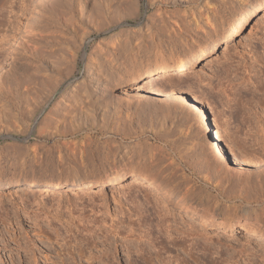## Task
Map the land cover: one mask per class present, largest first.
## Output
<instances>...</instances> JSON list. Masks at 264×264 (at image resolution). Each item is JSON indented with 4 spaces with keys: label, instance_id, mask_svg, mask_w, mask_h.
<instances>
[{
    "label": "rangeland",
    "instance_id": "374dc122",
    "mask_svg": "<svg viewBox=\"0 0 264 264\" xmlns=\"http://www.w3.org/2000/svg\"><path fill=\"white\" fill-rule=\"evenodd\" d=\"M53 1L20 0L25 15L18 12L13 30L0 26V180L109 181L0 189V264H264L256 238L264 235V149L256 157L251 149L264 148L254 117L264 111L260 8L230 53L206 63L211 45L231 40L244 3L60 0L50 8ZM7 15L0 0V21ZM189 57L197 62L186 72L172 67L156 80L164 65ZM180 73H188L183 83ZM172 90L196 96L219 138L247 163L241 174L227 173L228 156L211 166L217 153L199 112L169 97ZM131 169L152 175L166 197L114 180ZM169 202L212 227L189 225ZM245 220L219 234L220 225Z\"/></svg>",
    "mask_w": 264,
    "mask_h": 264
},
{
    "label": "bare ground",
    "instance_id": "6f19581e",
    "mask_svg": "<svg viewBox=\"0 0 264 264\" xmlns=\"http://www.w3.org/2000/svg\"><path fill=\"white\" fill-rule=\"evenodd\" d=\"M3 2V7L5 5V9H6V12L8 13L7 17H4L1 21H0V26H3V27H7L9 28V30H13L14 29V26H15V22H16V18H21V16L17 15L19 13H21L23 16L25 15L26 11L28 10V7L27 5H24V1L21 2V4L19 3L20 0H1ZM59 1L60 0H54L53 2L50 3V5H48L50 8H54V6H57L59 4ZM161 1V0H160ZM235 1V0H234ZM238 3H244L245 4V7H242L241 8V11L239 12L240 14V17L238 19V21L236 23H233L231 26H230V29H233L235 28L234 32L232 33V37H231V40H228L226 41V43L224 45H222L221 47H219V49H217L216 45H211L209 48L210 50L205 53L203 56V58L201 60L203 61H206V63H210L213 61V56L218 54H221V55H225L227 53H230V51L232 50V48L234 47L235 43H236V40L235 38L237 36H240L243 34L244 30L246 28L249 27V20L251 19L252 15L255 13L256 9L257 8H260V11H259V14H257L258 18L256 19V21H260V20H264V0H255L256 2V5L255 6H249L247 7V3L249 2L248 0H236ZM159 2V1H158ZM162 2V1H161ZM224 2V1H223ZM29 4H31L30 1H28ZM27 3V4H28ZM183 3V2H182ZM229 3V2H228ZM8 4V5H6ZM26 4V3H25ZM162 4V3H161ZM225 5H226V2H225ZM228 5V4H227ZM16 10V11H15ZM19 12V13H18ZM10 14V16H9ZM5 16V15H4ZM19 16V17H18ZM14 17V19L12 18ZM160 18V17H159ZM13 19V20H12ZM207 19V18H206ZM209 19V18H208ZM207 19V20H208ZM215 19V16L214 18ZM19 20V19H18ZM209 22V21H208ZM17 26V25H16ZM16 28V27H15ZM222 49V50H220ZM197 61L194 57H189V58H186V59H181L180 61H176V62H173L172 64H169V65H164V67H162L158 73V77L156 80H161L162 78L165 77L164 74L167 73V71L172 68V67H176L177 69H182L183 71L181 72H186L190 67H192L193 64H195ZM189 73V72H188ZM188 73H180L179 76L177 77V80L179 82H184L185 79H186V76ZM257 76V75H256ZM262 76V75H261ZM264 76V75H263ZM145 78H148V77H145ZM262 78V77H261ZM249 79V77H248ZM169 80L166 79V81ZM261 80V79H260ZM223 81V80H222ZM259 82V81H258ZM219 84V83H218ZM228 84V83H227ZM258 85V83H257ZM259 87L260 89H258V91H260L261 89L263 90L264 92V77L263 79L260 81L259 83ZM219 88V87H218ZM258 88V87H257ZM257 90V89H256ZM224 93L226 92L225 88H224ZM262 92V91H261ZM260 92V93H261ZM227 93V92H226ZM258 93V92H257ZM264 95V93H262ZM76 95V94H75ZM79 95V94H78ZM77 95V96H78ZM168 96L175 99V101L181 103V104H188V107L190 109H193L197 112H199V117H198V123L201 127H203V133H204V136H205V140L207 141V144H209L212 148L213 151H216L217 154H215L214 159L211 160V166L213 168H215V165L218 164V163H221L222 161L224 162V156H228L230 158V160L228 161L227 163V168L229 170H227V173H231L233 175V173H239L241 174L244 170H245V167L244 165H247V163L244 162V160H242L239 155L233 150L234 148L229 145V141L227 142V140H221L219 138V134L217 133V131H215V127L211 124L210 122V116H209V113L207 112L206 109L203 108V106L200 105L198 99L196 98V96H194L192 99L188 100L180 91L178 90H172L168 93ZM262 96V95H261ZM228 97V95H227ZM262 98L264 99V97L262 96ZM262 99V100H263ZM264 103V101H262ZM264 107V106H263ZM263 109V108H262ZM262 114V115H261ZM261 117H257L256 114L254 113V117H255V128H259L260 129V133H261V136L264 138V111H261ZM259 115V116H260ZM179 116V115H177ZM174 119V118H173ZM184 119V118H183ZM181 122V121H180ZM163 124V122H162ZM176 125V124H175ZM251 126V125H250ZM163 127V126H162ZM170 128V127H169ZM171 129V128H170ZM258 130V129H257ZM257 132V131H256ZM182 133H183V130H182ZM181 133V134H182ZM228 133V132H227ZM186 134V132L184 133ZM190 134V133H189ZM183 135V134H182ZM227 135V134H225ZM229 136H231L230 138H232V135L229 134ZM253 138V137H252ZM183 139V138H182ZM186 139V138H185ZM224 139V138H223ZM241 139V138H240ZM241 141V140H240ZM264 142V140H263ZM262 143V142H261ZM258 144V142H257ZM240 145V144H239ZM252 145V144H250ZM256 145V142L254 144L253 142V146ZM264 145V144H263ZM257 148L253 149V147H251L253 151V153H255L254 157L256 156H259L261 155L260 151H262L263 153V147L262 146H259L256 145ZM190 147V146H189ZM194 148V147H193ZM233 148V149H232ZM237 149V148H236ZM189 150V149H188ZM249 150V149H248ZM250 150V151H252ZM190 153V151L188 152ZM191 155V154H190ZM213 155V154H212ZM264 155V154H263ZM262 160H264L263 156H261ZM256 160L259 161V159L257 158H254ZM264 162V161H263ZM256 164V163H255ZM217 166V165H216ZM224 169H221L219 170V173L220 172H223ZM218 173V174H219ZM230 174V175H231ZM236 174V175H237ZM152 176V175H151ZM151 176H144V171L141 169V170H129V173H126V174H123V173H116L115 177H114V180L119 184L120 181H122L125 177L129 178V184L127 185H136V184H140L141 183V186H143V188L145 189V191L151 195V196H154V195H163L166 197V192H164V190L162 189L161 185L155 181V178L154 177H151ZM234 177V176H233ZM236 177V176H235ZM234 177V178H235ZM239 179V178H238ZM109 181V177L106 176V177H103V178H99V179H95V178H92V177H89V178H79V179H63V180H59V181H55L53 180L52 178L50 179H44V180H36V179H33V178H23V179H18V180H13V179H4V180H0V189L4 188V187H7L11 184H17V185H25V186H40V187H44L45 191L48 190V189H62V188H89L91 186H94V185H97V184H101V185H104L105 183H107ZM236 181V180H235ZM261 182V181H260ZM205 183V182H204ZM232 183V182H231ZM258 183V182H257ZM256 183V184H257ZM206 185V184H205ZM247 185V184H246ZM249 186V185H248ZM256 186V185H255ZM254 186V187H255ZM261 184L260 185H257L255 188L258 190L260 188ZM122 186L118 187V188H121ZM129 187V186H128ZM127 187V188H128ZM216 187V186H215ZM232 187V186H231ZM253 187V188H254ZM219 188V187H218ZM251 187V189H253ZM255 188H254V191H255ZM242 189V188H241ZM261 189V188H260ZM248 190V189H247ZM226 191V190H225ZM232 191V190H231ZM249 191V190H248ZM253 191V192H254ZM259 192V190H258ZM250 194V192H247ZM252 193V192H251ZM256 193V192H255ZM260 194V193H259ZM245 197V196H244ZM147 198V197H146ZM214 198V197H213ZM135 202H136V199L134 198ZM210 200V199H209ZM149 200L146 201V203L148 202ZM132 202H134L132 200ZM134 202V203H135ZM249 202V201H248ZM133 203V204H134ZM216 203V202H215ZM169 204L172 206V207H176L178 209H180L181 211H179V214H182L183 218H184V221L187 222L189 225H194L195 227L197 228H210L212 227L211 223L206 221L205 219H197L195 216H193L192 214H188L186 213L184 210H182L181 206L180 205H177V203L175 202H169ZM137 205V204H136ZM140 205V204H139ZM138 205V206H139ZM148 205V204H147ZM142 206V205H140ZM139 206V207H140ZM138 207V208H139ZM147 206H144L143 208L140 207V209L142 208L143 210V213H148L149 210H148V207L146 208ZM155 208V206H154ZM153 211V209H152ZM157 212V211H156ZM142 213V214H143ZM158 213V212H157ZM152 213H150L149 215H151ZM153 216V214H152ZM161 216V215H160ZM131 217V216H130ZM162 217V218H161ZM159 217V221L160 223L162 224V226H165L166 224H168V221L166 220L165 216H161ZM158 221V223H159ZM247 221H241L240 223L236 224V225H232L231 227H226L225 225H220L219 227H217V229H219V234L220 235H226V236H229V234H225V231H229L231 234L238 231L239 229L242 228L243 225L247 224L246 223ZM172 225V224H171ZM110 226V225H109ZM167 226V225H166ZM170 224L167 226V228H170ZM113 228V227H112ZM192 228V227H191ZM108 229V228H107ZM114 229V228H113ZM131 229V228H130ZM133 229H131L130 231H132ZM112 231V230H111ZM116 231V229H115ZM117 231H118V228H117ZM108 232V231H107ZM129 233V231H128ZM110 235V234H108ZM107 236V235H106ZM138 239L141 240V236L140 235H136ZM143 236V235H142ZM247 237H250L252 238L253 236V233H251V231H246V235ZM147 237V236H145ZM107 238V237H106ZM166 238V237H165ZM256 238H257V241H263L264 240V235L262 234H258L256 235ZM144 239V236L143 238ZM147 239V238H146ZM150 239V238H149ZM176 239V238H175ZM87 240V239H86ZM108 240V239H107ZM111 245V244H110ZM109 251V250H108ZM137 251V250H136ZM105 253V252H104ZM84 254V253H83ZM129 254V253H128ZM86 255V254H85ZM109 255V254H108ZM90 256V255H89ZM106 256V255H105ZM110 256V255H109ZM104 257V256H103ZM89 259V258H88ZM104 259V258H103ZM108 260V259H107ZM150 260V259H149ZM155 260V259H154ZM89 261V260H88ZM35 262V261H34ZM154 262V261H152Z\"/></svg>",
    "mask_w": 264,
    "mask_h": 264
}]
</instances>
